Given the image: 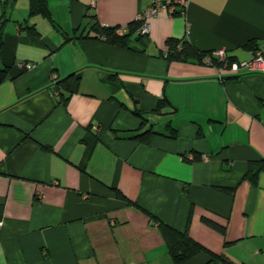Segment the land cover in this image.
<instances>
[{
  "label": "crops",
  "instance_id": "obj_1",
  "mask_svg": "<svg viewBox=\"0 0 264 264\" xmlns=\"http://www.w3.org/2000/svg\"><path fill=\"white\" fill-rule=\"evenodd\" d=\"M48 1L49 19L0 0V264H174L159 221L206 248L184 264H264V170L244 178L264 158V72L166 56L184 39L251 60L264 0H189L126 46L91 16L127 33L150 0Z\"/></svg>",
  "mask_w": 264,
  "mask_h": 264
},
{
  "label": "trees",
  "instance_id": "obj_2",
  "mask_svg": "<svg viewBox=\"0 0 264 264\" xmlns=\"http://www.w3.org/2000/svg\"><path fill=\"white\" fill-rule=\"evenodd\" d=\"M48 0H28V16L32 17L35 15H40L45 18H50L49 16V4ZM93 22L91 27L89 28V32L93 31L97 37H101L102 39L106 40L109 43L118 45V46H126L127 41L129 37L133 34H136V30L139 28L140 24L136 21L129 24L128 32L124 33L122 35H119L116 30L118 26H101L98 21L96 20L95 15L91 16ZM77 31L75 35L79 37H89L88 33H78ZM74 35V36H75ZM138 37H143L144 34H136ZM168 52H167V58H180L186 60L189 56H195L197 58V61L201 62L203 56L206 53H209L210 51L202 52L197 51L190 44L182 39V40H176V39H168ZM245 48L252 49L253 52L257 50L259 47L254 41L248 42L245 46ZM228 62L235 61L232 57H227ZM216 65H220L221 63L215 61ZM7 71L3 70L0 72V82L4 79ZM69 79H63L62 81H58L57 85H63L65 87H69ZM167 104V101L164 99H161L155 109V111L161 109ZM151 134V131H144L143 133L134 135V138L139 139L141 142H147V139H149V135ZM176 134V132H175ZM175 134L173 136H175ZM264 170V158H261L257 161H251L248 164L247 171L244 175V178L249 180L251 183L256 184L258 180V176L261 171ZM190 220V214L188 216V220ZM202 222L207 224L208 226L214 228L215 230L223 233L225 230V227L223 225H220L216 221L207 218L202 217ZM158 229L161 233V236L165 242V245L167 247V251L169 255L171 256V259L174 264H184L189 259H191L193 256L200 252H207L206 248L201 245L199 242L191 238L187 232L186 229L179 230L175 227H173L170 224H167L163 221H159L157 223ZM209 252V251H208ZM212 259L216 258L221 264H233L230 260L227 258L216 256L213 253H209Z\"/></svg>",
  "mask_w": 264,
  "mask_h": 264
},
{
  "label": "built area",
  "instance_id": "obj_3",
  "mask_svg": "<svg viewBox=\"0 0 264 264\" xmlns=\"http://www.w3.org/2000/svg\"><path fill=\"white\" fill-rule=\"evenodd\" d=\"M188 1L189 0H150L149 7L141 12L137 17V20L141 22V26L136 30V34L145 35L147 33L148 27L146 26V23L151 17L157 15L159 12H167L172 15L176 12V5L184 9V6L188 3ZM116 32L119 35H122L126 32V29L120 28L117 29ZM201 61L208 66L213 65L215 61H217L221 63L223 69H227L235 73H239L243 70L264 72V40L261 41L259 47L254 52L253 58L249 61H233L229 63L226 52L223 49L213 50L206 53ZM20 66L25 69H31L34 64L27 62L21 64Z\"/></svg>",
  "mask_w": 264,
  "mask_h": 264
}]
</instances>
